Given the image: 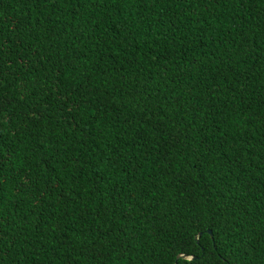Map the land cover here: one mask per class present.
Wrapping results in <instances>:
<instances>
[{
    "label": "trees",
    "instance_id": "obj_1",
    "mask_svg": "<svg viewBox=\"0 0 264 264\" xmlns=\"http://www.w3.org/2000/svg\"><path fill=\"white\" fill-rule=\"evenodd\" d=\"M0 264H264V0H0Z\"/></svg>",
    "mask_w": 264,
    "mask_h": 264
},
{
    "label": "water",
    "instance_id": "obj_2",
    "mask_svg": "<svg viewBox=\"0 0 264 264\" xmlns=\"http://www.w3.org/2000/svg\"><path fill=\"white\" fill-rule=\"evenodd\" d=\"M206 232L210 235V231L209 230H206ZM199 234V233H198ZM197 234V235H198ZM179 257H182V258H187V259H191L192 256L191 255H185V254H180L178 255Z\"/></svg>",
    "mask_w": 264,
    "mask_h": 264
}]
</instances>
